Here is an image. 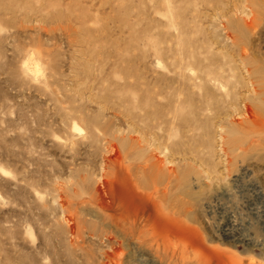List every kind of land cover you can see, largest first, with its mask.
<instances>
[{"label":"rangeland","instance_id":"obj_1","mask_svg":"<svg viewBox=\"0 0 264 264\" xmlns=\"http://www.w3.org/2000/svg\"><path fill=\"white\" fill-rule=\"evenodd\" d=\"M0 264H264V0H0Z\"/></svg>","mask_w":264,"mask_h":264}]
</instances>
